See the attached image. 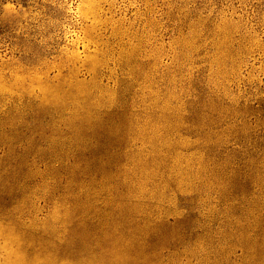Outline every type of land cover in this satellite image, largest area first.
<instances>
[{"label": "rangeland", "instance_id": "374dc122", "mask_svg": "<svg viewBox=\"0 0 264 264\" xmlns=\"http://www.w3.org/2000/svg\"><path fill=\"white\" fill-rule=\"evenodd\" d=\"M0 264H264V0H0Z\"/></svg>", "mask_w": 264, "mask_h": 264}]
</instances>
